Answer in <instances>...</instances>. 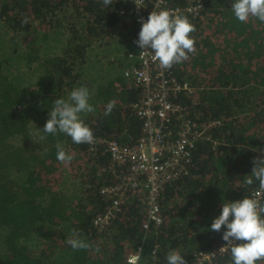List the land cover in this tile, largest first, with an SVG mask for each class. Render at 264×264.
<instances>
[{"label": "trees", "instance_id": "obj_1", "mask_svg": "<svg viewBox=\"0 0 264 264\" xmlns=\"http://www.w3.org/2000/svg\"><path fill=\"white\" fill-rule=\"evenodd\" d=\"M170 2L184 6L190 0ZM231 4L203 0L199 15L186 16L196 28L191 33L195 51L172 69L195 91L178 93L170 101L185 106L196 121L220 123L209 129V139L196 142L190 173L164 186L162 224L142 227L146 215L131 190L99 233L92 221L108 203L99 190L115 184L122 168L105 154L101 141L133 145L141 135L133 108L140 87L124 76V70L137 65L127 56L134 50L136 25L118 14L121 0L109 7L102 0H0V54L8 53L0 58V264H125L137 245L142 246L143 264H167L170 250L186 261L223 241L226 229L216 232L210 225L224 202L251 196L258 188V182L248 186L244 179L254 160L264 158V131L257 129L264 128V59L250 62L264 56V23L256 27L254 17L240 22ZM210 17L217 32L230 34L236 58L214 63V51L207 48L212 36L200 38L203 27L212 26ZM107 42L115 46L110 56L102 52ZM86 62L110 68L85 82ZM80 86L89 89L94 108L81 118L97 145L75 144L64 133L42 131L55 99H66ZM110 100L115 107L104 115ZM250 129L256 131L247 134ZM57 144L66 152L75 149L69 166L58 164ZM83 157L84 167L62 180L61 170L78 167L74 159ZM260 199L264 202V193ZM73 230L88 248L74 250L67 243ZM210 264H232L230 251Z\"/></svg>", "mask_w": 264, "mask_h": 264}, {"label": "built area", "instance_id": "obj_2", "mask_svg": "<svg viewBox=\"0 0 264 264\" xmlns=\"http://www.w3.org/2000/svg\"><path fill=\"white\" fill-rule=\"evenodd\" d=\"M118 14L132 19L136 25L133 43L134 50L128 52V59L137 63L124 70V76L140 87V96L133 108L141 120V135L133 145H124L115 139L101 141L103 151L112 162L122 166L116 174L115 184L100 188V194L108 200L102 213L96 215L92 224L97 232H103L120 212L121 202L131 190H136L137 198L143 206L146 218L142 227H158L163 222L159 204L165 185L190 173L193 150L197 141L209 139V129L220 123L219 119L202 122L188 116L185 106L170 101L179 93H192L195 88L188 80L175 77L172 67L162 69L153 62L151 52L144 54L137 43L141 22L147 20L154 9L167 8L173 14L196 17L203 10V0H190L184 6L174 5L170 0H144L145 5L137 9L134 0H121ZM94 137L91 145H97ZM258 191V188L253 192ZM252 192V194H253ZM251 194V195H252ZM262 195V194H261ZM260 199L259 197H256ZM219 241L209 251L194 252L186 264H210L213 259L224 253L230 245ZM141 251V252H140ZM139 254L143 264L142 246L137 245L125 257V264Z\"/></svg>", "mask_w": 264, "mask_h": 264}, {"label": "clouds", "instance_id": "obj_3", "mask_svg": "<svg viewBox=\"0 0 264 264\" xmlns=\"http://www.w3.org/2000/svg\"><path fill=\"white\" fill-rule=\"evenodd\" d=\"M163 3V0H159ZM104 6L109 7L113 0H102ZM139 9L145 5L144 0H134ZM231 9L236 19L248 22L250 17L264 22V0H232ZM195 25L188 17L173 14L167 8L149 13L147 20L141 22L138 40L135 42L144 54L151 52L153 62H158L162 69H169L174 64L188 59V53L195 51V39L191 33L195 32ZM89 89L85 86L73 88L68 97L56 98L54 106L49 110L43 132L55 135L57 132L71 137L75 144H91L94 142L92 129L81 118L82 113H92L93 106L89 103ZM115 107L114 101H109L104 115H110ZM56 158L60 162H70L73 155L57 144ZM258 182V191L251 196L234 201L224 202L220 214L213 219L210 225L212 231L219 232L222 227V240L230 248L232 264H257L264 260V202L256 197L264 193V158H256L250 175L244 183L248 186ZM67 243L74 249H86L89 244L77 236L73 230L72 237ZM141 252V251H140ZM141 256L135 255L129 264H140ZM153 259H156L153 253ZM167 264H186L184 256L170 250L166 255Z\"/></svg>", "mask_w": 264, "mask_h": 264}, {"label": "rangeland", "instance_id": "obj_4", "mask_svg": "<svg viewBox=\"0 0 264 264\" xmlns=\"http://www.w3.org/2000/svg\"><path fill=\"white\" fill-rule=\"evenodd\" d=\"M255 20H256L255 22L257 24L256 27H259L261 21H259L257 18H255ZM205 21H208V19L206 18ZM213 22H214V18H211V22H210L209 25H212V26H210L209 28L208 27H203V30H202L203 36H201L200 38H203V37L210 38V36H212L211 39H210V42L213 45H211V46L209 45V46H207V48L209 47L211 50L214 51L213 52L214 53V56H215V57H213V59L215 60L214 63L218 59H221V58H223V59L226 58V57H228V58H232V57L236 58V56H234V53L235 52L232 51V47H235L236 45L234 43L229 44V38H230L229 35L230 34L228 35L226 32H222L223 33V35H222L221 32H217L216 28L212 24ZM214 32H216V33L214 34ZM215 35H216V38H214ZM197 40H199V39H197ZM108 42H110V41H108ZM108 42H107V45L110 48H108L106 46L102 47V52H103V54L105 56H110L111 53H112L111 47H115L114 45H112V44H110ZM198 42L201 43L202 42V39H200ZM0 46H1V44H0ZM6 54L8 56V53L7 52L2 51L1 54H0V58H5L6 57ZM117 58H118L117 56L114 57V59H116V63L114 65H116V66L118 65V61H119ZM263 59H264V56H262V59H260V60L253 59L250 62H252V63L255 62V61H259L260 62ZM93 60H94V58H93ZM185 63H187V62H185ZM86 64H88L90 66V68L87 69V72L88 71L89 72L87 74H84V80H86L85 82H87V81L90 82V80H96V79H98V78H96V76L99 77L104 71H106V70H108L110 68V66H100L98 63H95L94 64V63H91V62L90 63H87L86 62ZM256 69H258V68H256ZM257 129H258L259 134H261L264 131V128H257ZM253 131H256V130L250 129V130L247 131V134H249V133H251ZM74 151H75V149L72 148V147H70L68 153L69 154H72ZM74 160L76 161V163L79 164L78 167H74V168H70V169L69 168H64L63 169L61 167L63 169V171L61 170V172H60V178H62V180H65V179L71 177L72 176V173L76 174L77 170H79L78 169L79 167H80V170H81V168L84 167V165H85V163H84V157L83 158H76ZM69 163L70 162H63V163L60 162L58 164H60L61 166L64 167V165L69 166Z\"/></svg>", "mask_w": 264, "mask_h": 264}]
</instances>
